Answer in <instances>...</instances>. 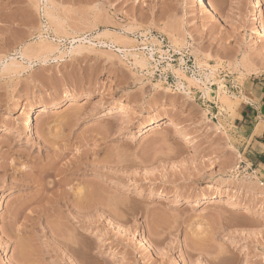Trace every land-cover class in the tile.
<instances>
[{"label":"rangeland","instance_id":"rangeland-1","mask_svg":"<svg viewBox=\"0 0 264 264\" xmlns=\"http://www.w3.org/2000/svg\"><path fill=\"white\" fill-rule=\"evenodd\" d=\"M210 1L0 0V264H264V0Z\"/></svg>","mask_w":264,"mask_h":264},{"label":"bare ground","instance_id":"bare-ground-1","mask_svg":"<svg viewBox=\"0 0 264 264\" xmlns=\"http://www.w3.org/2000/svg\"><path fill=\"white\" fill-rule=\"evenodd\" d=\"M195 2L198 4V5H201V6H203L204 7V9H205V11H206V13L207 14H209V15H213V14H215L216 13V11H215V8H214V5L212 4V2L210 1V0H195ZM49 8H48V5H46L45 6V12H46V15L47 16H51L50 15V12H49V10H48ZM108 36H110L109 34H108ZM118 41V40H117ZM135 61H136V64H138V65H145V61H143V60H139V59H134ZM14 66H16V64L15 63H12V64H9V65H6L5 67H4V70H9L10 68H13ZM249 69V68H248ZM11 70V69H10ZM252 71L254 70V69H251ZM255 71L256 70H254V73H255ZM257 73H259V72H257ZM256 73V74H257ZM210 76V75H209ZM208 76V77H209ZM212 76V75H211ZM214 76H212L211 78H213ZM207 80H209V78H206ZM214 79V78H213ZM221 84V83H220ZM222 85V84H221ZM221 85L218 87V88H220V90H221ZM223 88V87H222ZM208 90V89H207ZM223 90V89H222ZM220 92V94H221V91H219ZM205 93H206V91H205ZM226 92L224 91L223 92V94H222V97H223V95L225 94ZM208 94V93H207ZM206 94V95H207ZM219 93H217V95H218ZM227 95V94H226ZM218 97H221V96H219L218 95ZM223 98H225V100H226V102L228 101V100H231V99H228L227 100V98H230V97H228L227 96V98L226 97H223ZM220 99V98H219ZM222 99V98H221ZM234 99V98H233ZM224 99H223V101H225ZM230 104H231V102H229ZM122 109H124L123 107H122ZM45 110L46 109H44L43 107L41 108V111H44L45 112ZM124 110H128V109H124ZM234 111V110H233ZM40 111H39V109L38 108H36L34 111H33V115H31V116H29V118L27 119V121H26V123H25V126H26V129H27V132L28 133H30V134H32L33 132H34V122H35V118H34V116L37 114V113H39ZM179 123H180V121L179 120H177V119H172L171 121H170V123L167 125V126H175V125H179ZM181 124V123H180ZM149 130H152V127H151V129H149ZM185 137H184V141L186 140V141H188V140H192L191 139V136L190 135H188V134H185L184 135ZM42 137V136H41ZM43 141H44V144L45 145H48L47 143H49V141L45 138V137H43ZM53 148V147H52ZM66 155V153L64 152V151H61V152H58V151H56L55 152V158L51 161V162H49L47 165H43L42 167H36V168H38V171H40L41 173H46V174H49V172H50V170H53V168L62 160V158H64V156ZM81 156V155H80ZM81 158V157H80ZM82 159V158H81ZM81 166H80V168H79V170H83L84 169V165H86V164H84V163H81L80 164ZM65 167V166H64ZM34 168V167H33ZM32 168V169H33ZM36 168H34L32 171V174L33 173H35V171H36ZM67 168V167H66ZM68 169V168H67ZM59 170H61V169H59ZM18 170H16L15 169V172H17ZM68 171V170H67ZM78 171V170H77ZM84 171V170H83ZM53 172V171H52ZM37 173V172H36ZM39 173V172H38ZM58 173H59V171H58ZM60 174H61V172H60ZM63 174V173H62ZM27 175H31V173L30 174H27ZM50 175V174H49ZM57 176V175H56ZM59 176V175H58ZM61 176V175H60ZM28 177V176H27ZM65 180V179H64ZM28 181V180H27ZM63 181V180H62ZM66 181V180H65ZM57 182H58V180H57ZM56 182V180H55V182L53 183L56 187H57V185L56 184H59L60 185V183L58 182L57 183ZM68 182V181H67ZM24 182H22V181H18V180H16V179H14V181H13V185H22ZM56 183V184H55ZM62 183V182H61ZM66 183V182H65ZM41 184V183H40ZM61 185H63V184H61ZM60 185V186H61ZM260 186L262 187V188H264V183H261L260 184ZM44 187V186H43ZM41 188V191H42V189H44V188ZM54 188V187H53ZM254 188V187H253ZM57 189V188H56ZM47 190V189H46ZM105 191V190H104ZM98 192V191H97ZM89 192H88V190H87V188H84V187H80V188H78V191L75 193V194H73V195H75V198L76 199H78V201H83L84 202V200H86L85 198L89 195L88 194ZM93 193V192H92ZM69 194V193H68ZM67 194V195H68ZM100 194V193H99ZM102 194V193H101ZM101 194L99 195L100 197H101ZM64 195V194H63ZM91 195V194H90ZM113 195V194H112ZM92 196V195H91ZM68 196H66L65 198H67ZM71 197V196H70ZM96 197H97V195H96ZM99 197V198H100ZM213 200H216V199H213ZM58 201V200H57ZM98 202V201H97ZM115 202V201H114ZM212 203L213 204H215L216 203V201H212ZM65 205H67L68 207H70V205H69V202L68 201H66V203H64ZM84 204V203H83ZM83 204L80 206H76V207H73V208H75L74 210H75V212H76V215L77 216H83L85 213H87L88 212V210L90 209L91 210V208H92V210L93 211H95L96 212V214L97 213H101L102 215H103V208H101V206H98V207H94V206H92V207H90L89 205V209H88V207L86 208L85 206V208L83 207ZM73 205V204H72ZM85 205V204H84ZM92 205V204H91ZM115 206V205H114ZM80 207V208H79ZM104 209H105V207H104ZM73 210V211H74ZM91 210V211H92ZM18 212V211H17ZM17 214V213H16ZM19 214V213H18ZM16 216V215H15ZM16 223V222H15ZM75 237V236H74ZM71 238V237H70ZM76 240V239H75ZM82 240V239H81ZM84 242V241H83ZM84 244V243H83ZM82 244V242H80V241H78V242H71L70 240H68V241H64L63 242V247L65 248V252H70V253H72V254H76V253H79L80 254V252H82V250L84 249V245ZM86 245V244H85ZM97 248V250L98 249H100V246L99 247H96ZM244 250V251H243ZM242 250V254L244 253H246V252H248L246 249H243ZM98 252V251H97ZM96 252V253H97ZM83 253V252H82ZM81 253V254H82ZM222 253V252H221ZM87 254V253H86ZM79 258V257H78ZM81 258V257H80ZM83 258V257H82ZM225 258V257H224ZM223 258V259H224ZM75 259V258H74ZM77 260V259H76ZM84 260V259H83ZM93 260H94V258H93ZM95 261V260H94ZM79 263H81L80 261H78ZM84 262V261H83ZM78 263V264H79ZM84 264V263H83Z\"/></svg>","mask_w":264,"mask_h":264},{"label":"crops","instance_id":"crops-1","mask_svg":"<svg viewBox=\"0 0 264 264\" xmlns=\"http://www.w3.org/2000/svg\"><path fill=\"white\" fill-rule=\"evenodd\" d=\"M249 89L250 98L242 114L243 119L252 123V127L247 128H254V134L249 141V155H252L249 162L264 175V83H251ZM256 129L258 134H255Z\"/></svg>","mask_w":264,"mask_h":264}]
</instances>
